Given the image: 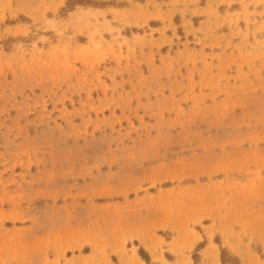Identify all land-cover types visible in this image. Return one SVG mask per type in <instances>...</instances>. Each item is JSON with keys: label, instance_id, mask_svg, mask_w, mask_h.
Returning <instances> with one entry per match:
<instances>
[{"label": "rangeland", "instance_id": "obj_1", "mask_svg": "<svg viewBox=\"0 0 264 264\" xmlns=\"http://www.w3.org/2000/svg\"><path fill=\"white\" fill-rule=\"evenodd\" d=\"M129 248L264 264V0H0V264Z\"/></svg>", "mask_w": 264, "mask_h": 264}, {"label": "crops", "instance_id": "obj_2", "mask_svg": "<svg viewBox=\"0 0 264 264\" xmlns=\"http://www.w3.org/2000/svg\"><path fill=\"white\" fill-rule=\"evenodd\" d=\"M127 251H128L127 253L125 252V250L122 252L120 263L122 264H142V261L144 260L142 259L138 251L133 250V248H129ZM159 259L162 261L163 258L161 257Z\"/></svg>", "mask_w": 264, "mask_h": 264}, {"label": "trees", "instance_id": "obj_3", "mask_svg": "<svg viewBox=\"0 0 264 264\" xmlns=\"http://www.w3.org/2000/svg\"><path fill=\"white\" fill-rule=\"evenodd\" d=\"M140 254L145 261L151 264V259L146 255L145 250L143 248L140 250Z\"/></svg>", "mask_w": 264, "mask_h": 264}, {"label": "bare ground", "instance_id": "obj_4", "mask_svg": "<svg viewBox=\"0 0 264 264\" xmlns=\"http://www.w3.org/2000/svg\"><path fill=\"white\" fill-rule=\"evenodd\" d=\"M142 262H143V261H142ZM143 263H144V262H143ZM143 263H142V264H143Z\"/></svg>", "mask_w": 264, "mask_h": 264}]
</instances>
